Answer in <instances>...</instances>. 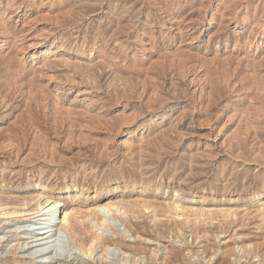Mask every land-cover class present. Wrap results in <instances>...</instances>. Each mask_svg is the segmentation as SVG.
I'll use <instances>...</instances> for the list:
<instances>
[{"label":"rangeland","instance_id":"374dc122","mask_svg":"<svg viewBox=\"0 0 264 264\" xmlns=\"http://www.w3.org/2000/svg\"><path fill=\"white\" fill-rule=\"evenodd\" d=\"M37 201L0 264H264V0H0V210Z\"/></svg>","mask_w":264,"mask_h":264},{"label":"bare ground","instance_id":"6f19581e","mask_svg":"<svg viewBox=\"0 0 264 264\" xmlns=\"http://www.w3.org/2000/svg\"><path fill=\"white\" fill-rule=\"evenodd\" d=\"M57 205H58V202H55V201H53V202H49V201H44V202L37 201L36 206H35L36 208H34V209L26 208L24 210H19V209L14 208L12 211H9L7 209H2V210H0V216H2V217L4 216V217H7V218H16V219H18V218H21V219L24 218V221L29 224V225H24L25 227H30L32 224H34V222H35L34 219L35 218L37 219V217H46L45 219H42L44 221L43 226L40 227V228H38V231L40 233L38 232L39 233L38 235H36L34 237H31V239L32 238H36V239L33 240V241H29V243L26 242L27 244L35 243V242L37 243L40 240H44V239H47L48 238V236L47 237L45 236L46 238L45 237L43 238L42 236L49 235L51 232H55V228H56L55 217H57L56 215L58 213V210H56L57 207H58ZM59 216L60 215H58V218H59ZM68 221H69V216L66 215V214H64L63 215V218H62V222H68ZM65 229H67V228L65 227ZM23 231H28V229H25ZM57 238L58 239H56V240L59 241V237H57ZM31 246H30V248L29 247L28 248L26 247L27 249L25 248V246L24 247L21 246V247L25 248V249H22V250H25V251L26 250L28 251L30 249H33V251L35 252L34 253L35 257H39L40 256V257H42L41 259L44 260L43 259V255L45 254L44 253L45 252L44 248H41L40 247L39 249L37 248V250H35L36 249L35 248L36 246L35 245L34 246L31 245ZM84 248H85L84 249V254H83V251H82V254L83 255L90 256L91 253H92V246H89L88 248H86V247H84ZM15 250H19V249L16 248ZM40 252H43V253L41 255H39V256H36V254L37 253H40ZM29 255H30V253H29ZM44 258H46V257H44ZM50 258H52V257H50ZM53 262H54L53 259H48V260L46 259L45 261H43L42 264H50V263H53ZM55 263L56 264H61V263L56 262V261H55ZM31 264H35V263L33 262Z\"/></svg>","mask_w":264,"mask_h":264}]
</instances>
